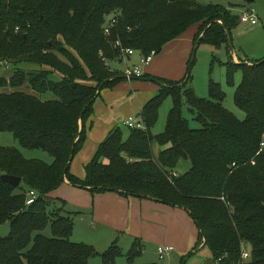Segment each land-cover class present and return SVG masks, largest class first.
Wrapping results in <instances>:
<instances>
[{
  "label": "trees",
  "instance_id": "16d2710c",
  "mask_svg": "<svg viewBox=\"0 0 264 264\" xmlns=\"http://www.w3.org/2000/svg\"><path fill=\"white\" fill-rule=\"evenodd\" d=\"M110 18L116 23L106 34ZM238 21L227 7L195 0H0V69L5 71L0 88L8 89L0 91V132L52 157L51 163L28 159L0 144V175L21 178L18 186L0 179V225L10 223L8 235L0 236V264H89L95 254L102 264H116L122 251L115 242L97 253L92 245L71 241V217L62 214L63 207L49 209L48 195L64 179L93 193L145 196L182 207L198 230L193 250L203 242L216 264H264V58L225 64L229 85L241 72L233 101L244 119L223 106L226 94L218 82L209 81L207 97L196 96L188 86L194 63L189 59L179 81L148 77L162 86L139 112L141 128L128 127L124 138L123 130L113 127L84 166L85 177L69 171L99 91L123 78L109 65L123 60L122 49L155 55L195 23L194 43L200 38L230 49L229 32ZM24 84L29 92L21 90ZM47 91L55 98L42 100ZM167 95L172 105L165 127L153 134ZM182 96L196 128L182 114ZM182 159L190 167L179 174L175 168ZM29 190L37 197L26 204ZM47 225L50 237L40 233ZM142 249L135 239L127 259Z\"/></svg>",
  "mask_w": 264,
  "mask_h": 264
},
{
  "label": "crops",
  "instance_id": "0c3cea01",
  "mask_svg": "<svg viewBox=\"0 0 264 264\" xmlns=\"http://www.w3.org/2000/svg\"><path fill=\"white\" fill-rule=\"evenodd\" d=\"M232 5L237 8H227L233 14L239 11L238 16L244 11L253 10L257 23H242L239 20L238 25L230 30L229 45L232 50L224 46L227 52H231V61L237 64L250 63L264 58V0H239ZM196 25L197 28L190 29L184 35L181 34L168 41L161 51L153 55L150 62L143 66L142 75L148 74L172 81L181 80L185 76L195 44L194 38L199 24ZM135 53L139 55L135 56ZM129 57L134 59L132 63L134 65L140 61L141 54L134 51L126 59ZM109 65L114 69L111 62ZM122 77L114 85L103 87L93 102L92 112L84 123L83 144L69 164L70 173L77 178L85 177L84 166L92 159L98 145L106 138L109 131L119 124L126 126L124 121L129 116L140 122L139 112L142 107L162 86L151 78L128 79L124 75ZM155 149L157 153L160 147ZM54 191L62 197L58 196L61 199L72 198L77 209L90 210L91 222H94L92 225L98 223L105 231L109 229L113 234L121 233L131 244L135 239H139L143 246L141 253L145 247H151L152 250L159 245H170L174 253L182 256L189 252L193 253L189 250L190 248L193 250L197 242L198 230L189 213L182 207L168 205L145 196L124 195L110 191L93 193L72 185L67 179H64ZM202 244L203 242L199 247Z\"/></svg>",
  "mask_w": 264,
  "mask_h": 264
},
{
  "label": "rangeland",
  "instance_id": "374dc122",
  "mask_svg": "<svg viewBox=\"0 0 264 264\" xmlns=\"http://www.w3.org/2000/svg\"><path fill=\"white\" fill-rule=\"evenodd\" d=\"M201 4H218L224 7H230V8H237L233 6L232 4L239 0H195ZM235 14H239V11H235ZM198 26L195 24L189 25L185 31L182 33L184 35L187 31L193 28H197ZM195 47V53H194V63L192 65L191 69V78L188 83V86L193 89L194 93L198 97H207L208 96V83L210 80L214 82H218L221 85L222 90L225 92V99L223 100V106L227 108L229 111H231L238 119L242 120L245 117L244 111L239 109L234 101H233V95L236 86L239 84L241 80V72L236 71L233 75V85H229L226 81V63L228 61L232 60L231 52H227L224 45L216 46L210 43H206L204 41L199 42L196 46L194 44L193 48ZM192 48V51H193ZM192 54V52H191ZM138 56V53H135V56ZM134 56V55H133ZM134 62V59L132 57H129L122 62H118L117 60L111 61V66L116 69L120 70L121 72L124 70V66L127 65L128 67H132V63ZM250 64V63H248ZM136 65H142L137 62ZM22 67V66H21ZM124 67V68H123ZM12 66L9 67L8 70L12 71ZM27 71L30 70L32 67H24ZM123 68V69H122ZM122 69V70H121ZM5 72L4 70H1ZM2 73V72H1ZM5 74V73H3ZM151 75L144 74L141 78H148ZM8 90L6 88H0V91ZM21 90L29 92L30 89L27 87L26 84H24L21 87ZM40 98L42 100L46 99H53L55 96L52 94V92L47 91L40 95ZM181 104H182V114L183 116L188 120L189 125L191 127H198V123L193 120V116L188 110V107L186 106L184 102V98L182 96L181 98ZM172 105V98L171 96L167 95L161 98V104L159 107L158 117L157 120L151 129L153 134L160 133L163 131L165 127L166 117L168 114V111ZM137 117V116H135ZM120 128L123 130V137L126 138L128 135V127L127 126H121L119 124ZM0 144L4 146H11L19 149V151L22 153V155L25 158L28 159H39L46 163H51L52 157L46 152L41 149H29L26 147H22L18 140L15 139L11 132H0ZM158 147L157 144H153V151L156 152V149L154 148ZM190 167V162L188 160L182 159L178 162L175 172L182 174L185 171H187ZM59 194L55 193L53 190L51 193H49L48 197L52 199L51 205H49V209L52 208H58L63 207L62 214L69 215L73 221V230L72 234L70 236V240L74 242H83L89 245H92L97 253H102L105 251L109 245H111L113 242L118 245V247L121 249L122 254L116 258V264H147L150 262H155L156 264H180L182 254L179 253H170L168 256H165L164 258H159L157 255L156 247L152 248H146L144 249L143 253H140L139 255L135 256L132 261H129L126 256V252L131 247V242H129L128 238L124 237L121 233H116L108 230H104L102 226H100L98 223L95 225H92L91 222V212L90 210H84V209H77L75 206V201L72 200V198H66L65 201L58 197ZM65 202V205H62V202ZM10 229V223L9 221H5L0 225V236H6L9 233ZM41 234L50 237L52 236V232L50 229V225H47L44 229L40 231ZM189 254V256H185L184 258V264H214V260L211 254V250L207 245H203L197 247L195 250ZM186 255V254H184ZM89 264H102L101 263V257L98 254H95L91 256L88 260Z\"/></svg>",
  "mask_w": 264,
  "mask_h": 264
},
{
  "label": "built area",
  "instance_id": "2783aa9c",
  "mask_svg": "<svg viewBox=\"0 0 264 264\" xmlns=\"http://www.w3.org/2000/svg\"><path fill=\"white\" fill-rule=\"evenodd\" d=\"M239 20L242 23H250V24H256L257 23V17L256 14L254 13L253 10H247L241 13V15L239 16ZM116 23V18H110V21L106 24L105 28H104V32L106 34L109 33L110 28ZM119 44V43H117ZM134 52L133 49H129V48H125L122 49V55H123V59H126V57L130 54H132ZM153 55H147V56H141L139 63L142 65V67L140 65H136L134 64L131 68L126 66L123 70V75L126 78H132V77H140L143 74L142 68L144 65L148 64L151 60ZM106 64H108L106 62ZM124 124L127 127H142V123L141 122H137L134 120V118L132 116H129L125 121ZM37 197V193L34 190H29L27 192V199H26V204H31ZM156 253L158 255L159 258H164L165 256H168L170 253L173 252V247L170 245H159L156 248ZM241 257L243 259H246L248 257V252L245 248H242L241 251Z\"/></svg>",
  "mask_w": 264,
  "mask_h": 264
},
{
  "label": "water",
  "instance_id": "95a60500",
  "mask_svg": "<svg viewBox=\"0 0 264 264\" xmlns=\"http://www.w3.org/2000/svg\"><path fill=\"white\" fill-rule=\"evenodd\" d=\"M251 1V0H249ZM200 41V38L197 39L196 43H195V46L199 43ZM229 44L230 43V40L228 41ZM230 50H232V47L230 45ZM194 53H195V47L193 48V51H192V54H191V58L190 60L192 61L194 59ZM73 151V149H72ZM73 158V156L71 155L70 158H69V161H71ZM0 179L3 180V181H6L14 186H18L20 181H21V178L20 177H17V176H13V175H9V174H1L0 175Z\"/></svg>",
  "mask_w": 264,
  "mask_h": 264
}]
</instances>
